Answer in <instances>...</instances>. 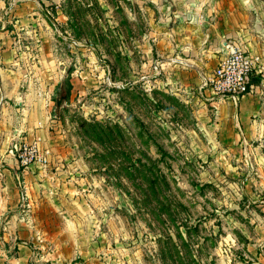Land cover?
Here are the masks:
<instances>
[{
    "label": "rangeland",
    "instance_id": "rangeland-1",
    "mask_svg": "<svg viewBox=\"0 0 264 264\" xmlns=\"http://www.w3.org/2000/svg\"><path fill=\"white\" fill-rule=\"evenodd\" d=\"M192 1L6 4L28 3L15 34L22 59L46 50L59 82L68 74L69 97H49L48 135L79 158L74 184L96 204L113 264H264V112L244 119L245 97L212 104L199 84L165 81L160 69L154 32ZM242 7L255 16L264 57V0ZM260 67L249 80L264 108Z\"/></svg>",
    "mask_w": 264,
    "mask_h": 264
},
{
    "label": "crops",
    "instance_id": "crops-1",
    "mask_svg": "<svg viewBox=\"0 0 264 264\" xmlns=\"http://www.w3.org/2000/svg\"><path fill=\"white\" fill-rule=\"evenodd\" d=\"M8 1L0 0V264H113L114 254L96 227L100 221L93 212L96 204L81 199L86 198L85 190L74 184L79 158L69 146L48 135L53 110L49 97L62 69L47 57L46 50L36 61L22 59L15 34L28 17V3L18 2L10 8ZM243 3L193 0L189 9L176 12L179 20L171 28H158L154 33L165 81L198 87L199 73L217 66L225 41L259 54L258 68L252 73L260 72L263 43L258 44L253 12L244 10ZM250 86L242 97L246 98L245 107L254 98L255 108L244 107V119L247 114L264 112L257 108L259 94L251 93L252 82ZM203 94L212 104L230 100L211 96L208 89ZM34 139L53 152L45 164L22 167L11 145L16 140ZM23 189L26 204L20 202Z\"/></svg>",
    "mask_w": 264,
    "mask_h": 264
},
{
    "label": "built area",
    "instance_id": "built-area-1",
    "mask_svg": "<svg viewBox=\"0 0 264 264\" xmlns=\"http://www.w3.org/2000/svg\"><path fill=\"white\" fill-rule=\"evenodd\" d=\"M223 48L224 54L217 66L201 76L199 92L205 97L203 90L208 89L211 96L230 98L237 102L249 90V77L258 68L260 55L247 52L233 41H225ZM53 120L49 116V123ZM38 123L41 125L40 121ZM11 150L22 167L34 162L45 164L49 161L51 154V149L41 147L37 139L16 140L12 143ZM24 196L25 194L21 193V197Z\"/></svg>",
    "mask_w": 264,
    "mask_h": 264
},
{
    "label": "trees",
    "instance_id": "trees-1",
    "mask_svg": "<svg viewBox=\"0 0 264 264\" xmlns=\"http://www.w3.org/2000/svg\"><path fill=\"white\" fill-rule=\"evenodd\" d=\"M250 82L251 81L249 80L248 86L250 85ZM55 89L60 90V92L62 91L60 98H57V99L55 98L57 103H60L61 100H66L69 97L70 82H69L68 75L63 79L62 82H59L56 85Z\"/></svg>",
    "mask_w": 264,
    "mask_h": 264
}]
</instances>
